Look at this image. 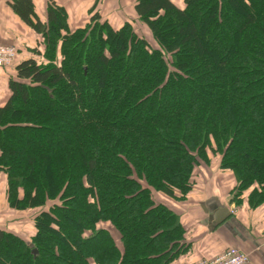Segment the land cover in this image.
Listing matches in <instances>:
<instances>
[{
  "label": "trees",
  "instance_id": "1",
  "mask_svg": "<svg viewBox=\"0 0 264 264\" xmlns=\"http://www.w3.org/2000/svg\"><path fill=\"white\" fill-rule=\"evenodd\" d=\"M8 6L59 62L21 61L0 107L7 205L37 210L31 238L0 230V264H171L184 231L153 196L183 201L208 153L264 208V0H136L155 47Z\"/></svg>",
  "mask_w": 264,
  "mask_h": 264
},
{
  "label": "crops",
  "instance_id": "2",
  "mask_svg": "<svg viewBox=\"0 0 264 264\" xmlns=\"http://www.w3.org/2000/svg\"><path fill=\"white\" fill-rule=\"evenodd\" d=\"M9 1L0 0V44L15 47L17 59L13 67L0 68V107L10 96L8 81L14 78L15 67L27 59H34L39 63L44 50L40 44V36L14 14L8 6ZM32 1L35 14L41 21H45L46 7L50 0ZM51 1L63 7L67 16H70L87 14L105 3L124 9L127 14L136 0H120V4L118 0ZM174 4L181 7L182 0ZM68 25L71 28L69 17ZM196 171L193 187L183 201L161 197L162 202H167L169 210L178 217L184 231L181 242L183 248L186 247V253L171 264L209 259L229 247H236L248 254L247 264H264V208L249 206L248 198L253 188L245 190L236 202L231 201L238 186L237 177L233 171L218 169V158L209 153L207 164L199 166ZM6 190V176L0 172V230L29 239L34 235L37 210L31 216L25 215L22 220H18L17 210L10 209L7 205ZM154 201L160 203L155 199Z\"/></svg>",
  "mask_w": 264,
  "mask_h": 264
},
{
  "label": "rangeland",
  "instance_id": "3",
  "mask_svg": "<svg viewBox=\"0 0 264 264\" xmlns=\"http://www.w3.org/2000/svg\"><path fill=\"white\" fill-rule=\"evenodd\" d=\"M178 1L179 0H174L175 3H178ZM119 2H120V0H118V4H120ZM122 2H124V1H122ZM96 16H98L100 22L107 21L112 26V28H114V29L119 28L120 26H122L126 22H130L132 24L133 29L135 30V32L140 37H142L144 40H147L151 45H153L155 47L154 40L152 39V36H151L150 32L148 31L146 25L143 24L137 18L136 14H135V11H134V6L126 14L124 12V9L121 10L120 8H115V7L110 6V5L105 3L102 6L98 7L96 10H91L87 14H84V15H70V16H68L69 20H70V23H71V28H69L70 31L73 32V31L77 30L74 27H78V30L79 29H83L85 26L87 27V24H89L91 18L94 19ZM45 51L46 50L44 48L43 53L40 56L41 60L39 61V63H41L43 65H46V64H48V62H50V63H58L59 62L54 57L52 58L50 56H46ZM57 54H58V51H57ZM16 59H17V54H16ZM6 183H7V178H6ZM161 197H164L163 199H165V198L168 199L169 198V197H167V196H165V195H163L161 193H157V194H155L154 199L159 201L160 204H162V205H164L165 207L168 208V206H167L168 203L167 202H162L163 200L161 199ZM35 210L36 209H29V210H22V211L17 210V213L19 215V219L18 220H22V217L25 216V215L31 216V214H33V212H35ZM178 247H179V244L174 249H178ZM196 262H197V260H195L193 262H189L187 264H190V263L194 264Z\"/></svg>",
  "mask_w": 264,
  "mask_h": 264
},
{
  "label": "built area",
  "instance_id": "4",
  "mask_svg": "<svg viewBox=\"0 0 264 264\" xmlns=\"http://www.w3.org/2000/svg\"><path fill=\"white\" fill-rule=\"evenodd\" d=\"M16 59V50L13 46L0 44V68L12 66ZM248 255L236 250L235 248L227 249L223 254L215 256L210 260L197 261L194 264H246Z\"/></svg>",
  "mask_w": 264,
  "mask_h": 264
},
{
  "label": "water",
  "instance_id": "5",
  "mask_svg": "<svg viewBox=\"0 0 264 264\" xmlns=\"http://www.w3.org/2000/svg\"><path fill=\"white\" fill-rule=\"evenodd\" d=\"M222 213H223V211L221 213H219V214H222ZM32 253L36 254V250H33Z\"/></svg>",
  "mask_w": 264,
  "mask_h": 264
}]
</instances>
